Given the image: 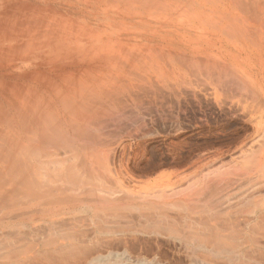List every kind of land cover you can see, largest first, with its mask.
<instances>
[{"label": "rangeland", "instance_id": "374dc122", "mask_svg": "<svg viewBox=\"0 0 264 264\" xmlns=\"http://www.w3.org/2000/svg\"><path fill=\"white\" fill-rule=\"evenodd\" d=\"M97 1L99 2L100 0H97ZM101 1H103V0H101ZM114 2L111 5L106 4L104 6H100V5L96 4L95 0H0V66H1L0 67V116H1L0 117V128H1L0 133L5 132L6 130L12 131V129H13V128L12 129L11 128L5 129L6 124H4V123H5L6 119L10 120V118H11L12 120H14V119L19 120L16 111L14 113L13 110H17L16 108H18L20 110L24 109L25 107L23 105L26 104L27 100L31 101L32 104L35 103L34 106L36 105L37 100H40V102H38V103L40 105L43 104L42 106L44 107V109L42 106H39V104L37 106L43 109L41 111L45 110L46 113L48 112L47 115H44L42 112H40L38 115L36 114V116L33 114H31V115L35 116V118L38 117L39 120L44 121V122L48 120V119L46 120V118H50L49 119L50 123H48V124L49 125L55 124V126H57L56 127V129H57L56 140H59V139H57L58 133L60 134L59 137H61L60 129L63 126H65L66 124L69 125V123H70L69 127L71 126V123H72V127H70V130L68 133L70 136L69 138L70 139H72L71 137L75 138L76 136H74V135H76V134H74V133L78 134V136H77V139L79 138L78 140L72 139L76 143L69 140V138H66L72 143V145H71V143L69 144V145H71V146H69L70 148L67 146L65 148L64 146H61V145H59L60 146L59 147L58 142H60V141L56 142L55 140H54L55 145H53L52 148H54V146H56V145H57L56 147L57 148L59 147V148L58 149L54 148L56 151L55 150L53 151V150H51L52 149L51 146H49L50 150L48 149L49 150L48 154H50V151L51 152L53 151L54 153L57 152V154H59V152H60L59 156L64 157V158L60 157V160L64 162V164L62 165L63 167L65 164H67L69 162L68 165H65L66 169H67V166H68V168H70L69 165L73 166L74 163L76 164L75 165L76 167L78 165V168H77L78 170H79V165L80 166L84 165V168H80L81 170L88 168V172L90 170L92 172V169L95 168L94 171L96 173H98V175L100 174V176H102V177H104V176L106 178L114 177L116 180L119 179L118 181H121L123 189L125 191L136 192L134 194L136 195L137 198L138 197L144 198V196L146 195L145 192L148 190V188L150 189V187H152V185H154L155 183L161 185L162 187H166V186L168 187L169 186L167 190H169V192H171L172 190L174 191V192L172 191L171 193H169L167 191L168 194L166 193L167 195L172 196V197H169L166 195V197H167L166 200L170 201V204H172V203L174 204V202L176 204V202L180 201V200L181 201L187 200V198H189V197L186 198V196H188L189 194L195 195V196H193V198H195V197H197L196 191L197 190L199 191L198 188L200 186L201 187H203V186L208 187L207 186L208 183H209V186H210V184L213 183V185H217V188H218V186L219 187L221 186L220 188H218L219 192L220 191H221V193L223 191L226 193L228 192L227 194L224 192L222 193V194H225V195H223L224 197H226L228 195L229 198L228 197L227 198L230 201V202L229 201L227 202V200H225L226 201L224 203L225 205H222V206H224L225 211L222 210L223 207L221 206V208L218 207V209H215L214 211L212 210L213 212L210 210H209V212L207 211V213H205L206 214V216H205L204 213H202L204 211H202V212L200 211L201 208L200 209L198 208V210L196 208L197 212L199 211L200 213L199 212L197 213L195 210H194L195 212L194 211H192V212L187 211L186 212L185 207L180 206L181 208L177 207L176 209H173V210L171 209L172 212H174V213H172L171 211H170V213L176 214V215L178 214V216H180V215L185 216L186 215L183 218L187 219L188 213L191 216L193 215V217L197 216V214H198V216L203 217V215H204V217H207V214H208V216L213 215L215 212H217V210H222V212H226V211L228 212V210H229V212L232 213L230 218H232L233 220L239 218L238 220L245 222V220L251 219L248 217L249 216L252 217V215H250L252 213L247 214L248 212H250V211L247 212V210L250 207H252V205L254 206L255 203H253V201H252V205H251L250 200L253 197L256 199V196L258 197L259 194H264V182H263V180H264L263 179L264 178V175H263L264 174V167H263L264 166V145H262V143H264V133H263L264 132V117H263L264 116V98H263L264 95L261 94L258 96V94L264 93V91L261 92L258 85H257V87H256V85H253L254 88H253V86H251L252 88L250 87L252 90L253 89L256 90L258 88L257 91H260V93H258V92L255 93L256 94L255 96H258V97H256V101L254 103L252 99H249V98H251L250 92H252V90L249 89L250 91H248L247 90L248 88L246 89V91L249 92L250 95L246 91L242 92L240 95L236 93L239 96H237L236 94H231L229 92L231 95H234V96L236 95L238 97L237 98L236 96L233 97V96L229 95L232 97L231 98L228 96V94H226V92L225 93L222 92L221 89H220V91L218 90V88L216 87V85H217L216 81H213L214 78L211 80H210V78L205 79V77H207L205 75H202L203 77L205 76L203 79H200L202 77L201 75H199L200 78L199 77L195 78L193 76L190 77L191 81H193V80L194 81L191 82L192 84L190 82H187V83H190L192 86L190 84L186 83V86H183L186 89H183L182 86L179 87L181 92L177 91L175 89V87H173V85L171 86L170 84H167L166 81L164 84L165 77H163L162 73H159V72L162 71L163 68H165L166 64H168V63H166L165 61L162 62L161 59L157 60V57L152 55V54H151V56H150V54L148 55L147 50L149 47L159 48V47H157L159 45V42L157 41V39L160 37L163 38V36L165 34L164 32L166 30H168V28L164 27V24H162L160 21H155V20H150V21L146 20L147 22H150L151 24H149V23L147 24L145 22H140L141 19H139V18H134V19L130 18L131 20L129 19L130 20L129 21L126 18V16L128 15V12L123 10L124 8L122 7L121 3H119L118 1H117L118 3H116V1H114ZM71 3L76 5V8H74V10H73V7H71L72 6ZM37 5H40V7ZM49 5L53 6V7H49ZM46 6H48L49 8ZM168 7H170V5H167L166 9ZM39 8H41V9H39ZM52 8H53V10L55 9V13H53L54 11L52 10ZM48 10L53 11V12H49ZM109 10H110V12H109ZM151 11L155 12L157 10L153 8V9H151ZM166 12H167L166 13L167 17H165V18H166V20H169V22H172L171 20L174 17H177L178 20H181L180 17L183 19L186 17V19L191 18V20H195V21H198L200 19L198 21L199 24H202V22L205 23L204 21L206 19L210 20L212 25L213 24L217 25L219 23L218 22L219 19H215V17H211V16L206 15L204 13L201 14V12H199V11H198L199 12L198 14H195V13L189 14V13L184 12L183 13L184 15L183 16L179 15V18L176 15L168 14V11H166ZM13 13H15V14L13 15ZM154 14H157V12H155ZM46 15L56 21V23L59 26V30L61 32L70 33L73 31V29L71 27L72 24H75L78 26V23H79V24L83 25L84 27H86V29H85L86 32L92 31V32L102 33L104 38L101 42V41H98L96 39H91V38H88V37L83 36V35L80 37L79 36H77V37L71 36V37H67L64 40H60L62 43L65 44V45H63L62 48H57V47L55 48L53 45H54V42H57V41H54L53 38L45 37V36H36L33 33L28 34L27 33L28 28H24L22 26H20V27L17 26V23H19L20 18L21 19H28V18H34V17H42V16H46ZM201 15H203V16H201ZM196 16L197 17L199 16V18H197ZM159 17L160 16H158V17L156 16L155 18L159 19ZM200 17H203V19ZM163 19H164V17H163ZM210 21H208V22L210 23ZM214 21L215 22L217 21L218 23L215 24ZM224 21L226 22V25L232 24V22L229 20H224ZM224 21H222V23H225ZM244 22L247 23L246 20L240 21L242 26H244V24H245ZM17 28H18V30H16ZM247 28L248 27L246 25V27L244 28V29H246V31L243 28L239 29V31L241 30V32H243V33H241V32L239 33V36L241 35L242 37L236 36L237 38H240L239 40H241L245 45L246 44L248 45L249 44L248 42H251L250 39H252L253 41H254V39H256L255 36H253L254 37V39H253L252 36H250L251 33L247 32L248 30L249 31L252 30V28H249L248 30H247ZM20 30H22L23 32ZM16 31H17V33H16ZM113 33H115V34H113ZM219 33H220V31H219ZM2 34H3V36H2ZM121 34H123V35H121ZM248 36H249V38H248ZM152 38H154V39H152ZM243 38L246 39V41ZM75 39H76V41H75ZM120 39H122L121 41H123V43H124L123 46H117L115 49H112V50H110L111 48H108V47L102 48L103 44H104V46L110 45V44L115 43L117 40H120ZM132 40H135V41H132ZM228 40L230 41V43L232 42V39L229 38ZM28 42H29V44H28ZM47 42H49V43H47ZM43 43L44 44L47 43V44L43 45ZM36 44H37V46H36ZM69 44H72L73 46L75 45L78 47V49H80L81 51H85V52H82V53L76 55L77 54V53H75L76 51H73L72 48H69L67 46ZM240 45L241 44H239V46ZM251 45H253V44H251ZM253 47H254V45H253ZM257 47L259 48L258 45H257ZM257 47H256V49H257ZM24 48L27 50H24ZM99 48L100 49L102 48L104 50L99 51L100 50ZM120 48L123 49V51L127 50L126 53H128V55L131 57H129V59L124 57L125 54L121 53ZM262 49H264V48H262ZM22 50H24V52ZM96 50H98V51H96ZM128 50L130 52L131 51L132 52L130 53ZM133 50H135L136 53H134L135 51H133ZM28 51H29V53H28ZM137 51H138V53L140 52L142 54L139 53V55H140L139 56L137 54ZM262 51L263 52L259 51L260 53H256V55H262V54L264 55V50H262ZM144 54L146 56H148L146 58H148L149 60L145 58ZM242 54H244V53L242 52ZM114 56H115V59L113 58ZM132 56L133 57L136 56V57L132 58ZM109 57L113 58L114 60H110L111 58H109ZM138 57L140 58V60L142 59L141 57H143V59L141 60L142 62L140 60H138L139 59ZM262 57L264 59V56H262ZM126 59H128V60H126ZM132 59H135V61L137 63H135ZM150 61H152V62H150ZM263 61L262 62L259 61L258 63L260 65L264 66ZM148 62H149V64H148ZM138 63L142 64L141 65L142 67L138 66L139 65ZM146 63L148 65H150V64L152 65V63H153L155 65V66L152 65L154 68L158 64L159 67L157 66V68H155L156 71L158 72L155 74L156 76L153 74V72L155 73L154 68L153 67L151 68L150 67L151 65L148 67H145V66H147ZM163 63L164 64L166 63V64L164 65ZM119 65L122 66L123 68L125 67L124 70H121V67H119ZM129 66H131V68H132V71H131L132 73L128 72L131 69ZM168 66L169 65H167V67H166L167 69L169 68ZM111 67H114V69H112ZM116 67H118V68L116 69ZM160 67H163V68H160ZM137 68H138V70H137ZM139 68L142 69V71ZM143 68H144V70H143ZM238 68H240L238 73L242 77L243 75H241V74L243 71H241V67H238ZM94 69H96V70H94ZM146 69H147V71H149V70L151 71V75H149V76H151V78L148 76L147 73H146L147 75L144 73L146 71ZM73 70H75V71H73ZM81 70H83V71H81ZM133 70L136 71V73H135L136 75L133 74L134 73ZM100 71H102V73H100ZM123 71H126V72H123ZM90 72H92V73H90ZM127 72H128V74H126ZM139 72L143 73V74H140L141 77H143L142 75H144V74L148 77V78L146 77L147 78V79H145L146 81L143 80L144 78L142 79L141 77H139V78L137 77V73L139 74ZM105 73L110 74L111 79L113 77L114 81L108 79L107 78L108 76H107V74L105 75ZM92 74H94V75H92ZM132 75L136 76L137 78L136 77L133 78ZM80 77L83 78V80H81L82 82H84L83 84L81 83V81H79L81 79ZM114 77L115 78L119 77L120 80H118L119 78L114 79ZM128 77L133 78V79L131 80ZM93 78H95V79H93ZM103 78H104V80H103ZM121 78H123V79H121ZM153 79H154L155 83H153L154 82ZM97 80H99V82ZM200 80H201V83L199 82ZM41 81H43V82H41ZM46 81H50V82H46ZM104 81H106V82H104ZM118 81H120V82H118ZM209 81L211 84H209ZM212 81L215 83L213 84ZM4 82H5V84H4ZM205 82H207V83H205ZM86 83H88V84H86ZM7 84H8V86H7ZM85 84L88 85L89 87L92 85H94V86L96 85L95 87L94 86L91 87V88H95V89H96V87H99V86L100 87L106 86L107 90L108 89H109V91L112 90L111 98H110V96H106L105 98L102 99L104 103L101 101V105L104 106V107L101 106L103 108V110H102L103 112L100 111L101 108H99L100 106H98L99 110H97V111L99 112V116H98L99 118L98 119L94 118L97 120H93V121H95V123L91 122V123H93L92 126L90 124L89 127H87V128L85 127L86 130L84 129V126L83 127L81 126V123H79V124L77 123V125H74L73 122L76 123V121L79 122V120L78 119L76 120L77 117L75 118L74 116L70 115V113H68V110L66 109V107H69L71 109L72 107H74V104L76 105V101L73 99V98H75V96H74V93L72 94V92L78 87H81L83 85L86 86ZM128 84H129V86H128ZM134 84H136V85H134ZM52 85L56 88L58 87L57 88L58 90L53 88ZM71 85H73V86H71ZM137 85H139V86H137ZM74 86H75V89H74ZM88 86H86V87H88ZM117 87H118V89H117ZM48 88H50V89H48ZM71 88H73L72 92H71ZM174 90H176V91H174ZM183 90L185 93L183 92ZM197 90H198V92H197ZM55 91H57L56 95L54 93ZM62 91H63V93H62ZM216 93H218L217 96H216ZM65 94H66V96L64 97ZM114 94H115V96H114ZM189 94H191V95H189ZM221 95L223 97H221ZM224 95L227 97L225 98ZM178 96H179V98H178ZM260 96L261 97L263 96V97L261 98ZM23 97L26 99V101H24L25 99ZM36 97L38 98L37 100L35 99ZM217 97H219V99H221V102L219 101V99H217ZM241 97L244 99V101ZM252 97H253V93H252ZM229 98L232 100H230ZM58 99H60L61 103H62V99L63 100L70 99L69 100L70 103H71V101L73 103L74 102L75 103L74 104L71 103L73 105L72 106L70 104L72 106L71 107L70 105L68 106V104H69L68 101H65V102L63 101L64 104L63 103L62 104L66 105V106H61ZM239 99H241V101L243 103L240 102ZM32 100H34V101H32ZM258 100L260 101V103L259 102L256 103ZM105 101H107V103L109 105H111V106H109V108H107L108 105H106L107 103ZM230 101L233 104H231ZM18 102H19V104H18ZM23 102H25V103H23ZM42 102H44V103H42ZM217 102H218V104H217ZM234 102H236V103H234ZM20 103H22L23 105ZM226 103H228V104H226ZM47 105L49 106V109H48ZM58 105H59V107H58ZM96 105H98V104H96ZM99 105H100V102H99ZM227 105L229 107H227ZM260 105H262V106L260 107ZM37 106H35V107H37ZM52 106H53V108H52ZM60 106L65 108L66 110L65 109L63 110V108H61ZM255 106H256V108H255ZM12 107H15V108L13 109ZM111 107H112V111L109 110V109H111ZM36 109L39 112V108H36ZM74 109H75V107H74ZM124 109H125V111H124ZM45 111H44V113H45ZM72 111H73V108H72ZM113 111H114V113H113ZM243 111H244V113H243ZM49 112H50V114L51 113L52 114L50 115ZM98 112H96V113H98ZM12 113L14 114L13 116H12ZM6 114H8V115H6ZM79 114H81L83 116L82 111H80ZM31 115L29 113L26 116H28L27 120L29 123V127L33 128L32 124H30V123H32V121H35V118L33 116L31 117ZM48 115L51 116L52 118L49 117ZM90 115H91V117H93V113ZM100 115H102V117ZM113 115H116V116H113ZM4 116L6 117L5 119H4ZM77 116L79 118V115H77ZM29 117L31 119L34 118V120L30 121ZM136 117H137V119H136ZM63 118H64L65 122H64V120H62ZM2 120H4V121H2ZM116 120H117V122H116ZM131 120H132V122H131ZM104 123H105V125H104ZM14 124L16 126V127L15 126L14 127L18 129V125H20V124L17 123L18 124L17 125L15 122H14ZM94 125H96V126L94 127ZM143 125H144V127H143ZM22 126L23 125L21 124L19 126V129H22ZM51 126H53V125H51ZM55 126H54V128H55ZM74 126H76L78 128L73 129ZM98 127H100V128L98 129ZM23 128H24V126H23ZM117 128H119V129H117ZM77 129H78V131H77ZM79 129L80 130L82 129L84 134ZM257 129H259V130H257ZM89 130H91V132ZM96 130H98V132H96ZM118 130H119V132H118ZM128 132L131 134H129ZM132 132H134V134ZM10 133H12V132H10ZM72 133H73V135H72ZM131 135H133V137ZM80 136H83L84 140L82 139V137L80 138ZM90 137L93 140H91ZM259 138H260V140H259ZM63 139L66 140L65 138H63ZM60 140H62V139L60 138ZM64 140H63V142H64ZM68 140H66V141H68ZM65 143H68V142H64V144ZM256 143H258V144H256ZM60 144H61V142H60ZM250 145H251V147H250ZM254 146H256L257 148ZM62 147L64 148V150ZM83 147H84L85 151H84ZM71 148H73L72 150H74V152L71 150ZM251 148L253 150H251ZM260 148H262V149H260ZM67 149H69V150L67 151ZM48 150H47V152H48ZM58 150H59V152H58ZM79 150H80V152H79ZM64 152L67 154H65ZM72 152L74 153L73 155L75 157L72 155ZM258 152H259V156H257ZM52 154L53 153H51L50 156ZM57 154H56V156H57ZM69 154H71L70 157H69ZM252 154L253 155L255 154L256 156L253 157ZM76 155H79V156L76 157ZM90 155H92V156H90ZM82 156H83V158H82ZM262 156H263V158H262ZM49 157H47L48 158L47 160L50 159ZM52 157L53 158H51V160H53V159L55 160L56 157H54V154L52 155ZM89 157L90 158L93 157V158L90 159ZM245 157L251 159V160H249L250 164H248V160ZM45 158H44V160H46ZM66 158H69V159L73 158L74 161H72V159L70 160L71 162L67 161L68 159H66ZM258 158H259V161L257 162ZM57 159L59 160L58 157H57ZM64 159H66V161ZM94 159H95V163L93 162ZM97 159H99V160L97 161ZM245 159L247 162L244 161ZM252 159L253 160L256 159L255 160L256 163ZM261 159L263 161H261ZM100 160H102L103 163H102V161L100 162ZM183 160H184V164L181 165L180 162H182ZM61 164H62V162H61ZM236 164H237V168L235 166ZM252 164L253 165L256 164L257 166H252ZM238 165H239V169H238ZM244 165H247L246 167L251 165L252 167L250 168V170H249V168H247L248 170L245 168V170H247V172H246L244 170ZM85 166H89V167L85 168ZM258 166H260V167H258ZM231 167L233 170L229 169ZM104 168H107V170ZM261 168L263 169L262 173H261ZM97 169H99V170H97ZM259 169H260V172H259ZM226 170H229V171H226ZM239 170H241V175H244V176L239 175L240 174ZM219 172H221V173H219ZM230 172H233V175H234V173L238 174L237 177H235L236 176L235 175L234 178H232L233 175L232 174L230 175ZM242 172H244V173H242ZM254 172H257L256 176H255ZM80 173H82V171ZM216 174H217V177H219L218 179L216 177ZM246 174H247V176H246ZM83 175H85V173ZM248 175L251 177H249ZM252 175L254 176V178ZM260 175H261V178L259 177ZM224 176H228L227 177L228 179L226 178V181L224 179L225 178ZM230 176H231V178H230ZM214 177H215V179H217V181L220 179H222V180L224 179L222 181L223 184L219 185L221 183V181L219 184L218 183L216 184L214 182V181H216L214 179ZM238 177H240V180ZM243 178L244 179L247 178V179H245L246 183H245ZM233 179H234V181L233 182L231 181V183H229V181L233 180ZM242 179H243V182L241 181ZM116 180H114V181L111 180L110 183H112V181H113L114 184H110L108 182L109 183L108 185L109 186L115 185V188H116V185L118 186ZM204 180H206V181H204ZM252 180L253 181H256V180L259 181L258 184H261V185H258L257 182L253 183ZM132 181H134V182H132ZM248 181H251L252 184H254V185L257 184L259 187H257V185H255V186L252 185L250 182H249L250 183V185H249ZM232 183H234V184H232ZM239 183H241V184H239ZM244 183L247 185H245ZM194 184H195V187L193 188ZM199 184H201V185H199ZM231 184H232V186H231ZM189 185H190L191 189L189 188ZM213 185H212V188L214 189ZM222 185L224 186L223 189H222ZM241 185L243 187L240 189ZM251 185H252V188H251ZM226 186L229 187V188H227L228 191L227 190L225 191ZM237 186L239 187V189L237 188ZM244 186H246V188H244ZM261 186H262V189H261ZM201 187H200V189H202ZM175 188H177V189H175ZM178 189L180 191L179 195H178V193H179ZM237 189H238V193L236 192ZM249 189H250V191H249ZM253 190H254V192H253ZM182 191H185V192H183V194L185 196H183V194H181ZM176 192H178V193H176ZM193 192H195V193H193ZM242 192L244 195L241 194ZM174 193H176L177 195L176 194L173 195ZM232 193L233 194L235 193V196H233ZM141 194H143V195L141 196ZM231 194H232V197L229 196ZM248 194H249V196H247ZM252 194H253V197L251 196ZM238 196H239V198H238ZM221 197H222V195H221ZM156 198L150 197L149 199L146 200V202L150 201L151 204H153V209H150V210H152V212L154 214L157 213L156 212V210L158 208L157 205L161 204V200H158ZM139 199H141V198H139ZM240 199L243 201L237 202ZM196 200H198V199H196ZM196 200H195V202H196ZM247 200L250 202L244 203L243 205H245V204H248V205L243 206L241 202H244V201L247 202ZM136 201H137L138 205L145 203L141 200L140 201L136 200ZM193 201H194V199H193ZM215 201H217V199ZM200 203L202 204V207H203L204 204L202 202H200ZM228 203H230V204H228ZM233 203H235V204H233ZM196 204H198V203H196ZM206 205L208 206V204H206ZM226 205H228V206L232 205V206H231V208H229L230 206L228 207ZM233 205H235L236 208ZM238 205H240V206H238ZM154 206H156V207H154ZM218 206H219V204H218ZM70 207H72V205ZM206 207L203 208L205 210V212H206V210H208V208H206ZM242 207L244 209L246 208L245 213H244V211H242V209H243ZM250 209L252 212V209H254V207L250 208ZM72 210H73V212L70 215V217L68 215V217L66 218L67 222H69V220H71V218H72V220L74 218H75V220H77L78 217H75V216H77L76 213H78V215H80L82 213L81 215L82 216L84 215V216L80 217L81 216L80 215L79 220H82L80 218H84V221H83L84 225H82L83 222L81 223L79 221L81 223V225H79L80 223L78 221L73 220V223L77 222L78 224H73L74 226H70L71 224L69 223L70 227L68 228V226H67L66 228L70 229L71 227H74V229H78L77 227L75 228V226L79 225L80 229H78L77 231L73 230V228L70 230H73V232L76 234V235L75 234L74 235L78 239L80 238L81 240L80 239L78 240L77 238H76V240H65V241L60 240V239H62L63 236L60 234L59 230L56 229V231H55V227H57V226H55L56 224L54 222V224H46L47 228L50 225H51L50 227H52L51 229H48V230H47V228H44L46 226L43 223L36 225L37 228L40 226L38 229L43 230V228H44L45 231L42 233L41 232L39 233L37 231L39 233V235L35 232L34 234H37V236L33 235V239H32V236H30V238H28V239L26 238L28 243L26 241L22 240L23 243H21V241H19L21 243L20 244L17 240V242L19 244L16 243L17 244L16 245L15 244L16 240H15V242H13V243L11 241L10 245L12 243V245H11L12 248L14 247V248H17L19 250L22 249V251H21L22 255L21 256L24 257V260L31 261V259L32 260L37 259L39 264H67V263L68 264H81L82 262H84L82 264H89V260L93 258L92 256L98 257L102 253H103V255H106L105 254L106 252H107V254H110V252L112 253V251H113V253H115V252L116 253L128 252V253H126V255H129V259L133 256L131 258L132 260L130 259L131 263L129 262L128 264H133V263L134 264H139V263L143 264L145 262V260H146V262L147 261L148 262L154 261L155 264H161V263L162 264H167V263L168 264H171V263L172 264H185V263L188 264V261L190 260L189 264H192L193 261H191V259L194 258L193 256H195L194 259L197 260V261L195 260L197 263H198V261H200L199 263L204 262L205 264H221V262L223 260V262H222L223 264H225V263L226 264H238V262L236 263L234 261H233L234 262L233 263L232 260H230L232 257L228 258L227 257L228 255L223 256L224 255L223 254L221 256V254H220L221 252L217 251L215 249V246L212 243V241H213L212 239H211L212 241L210 239H208V240H210V244H209V241L207 242V240H205V239H203L204 241H202V239H196V242H197V244H196V242L192 241L193 239H190L188 237V233H189L188 230H186V232H187L186 237H188V238L184 237L181 239V241L177 237L175 239L176 235L173 232V230L167 231L164 229L161 233H158V232L155 233L154 231H156V230L154 229L153 231H151V232H154L155 233L154 234V233H151L150 230L147 231L148 229H146V228L150 229L151 225L148 226V224H147V226L144 227V225L146 223L144 222L145 224L144 225L142 224V221H141L142 218H139L140 224H142V225H139V222L137 221L138 218L135 221V223L138 222L137 227H139V230H141L140 227H142V229L144 227V230H141V232L139 233L137 240L134 239L133 237L129 238L128 236H125V238H123V236H117L116 238L119 237V239L115 240V241L114 240H103V238H101L102 240H98V238L100 239V237H99L100 231H98V229L100 227H98V224L101 226V224H100L101 221H99V223H98L97 218H96L97 221H95V217H96L95 214L93 213L95 216L94 217V216H92V212H90V210H88L87 212H84V213L83 212H80V213L75 212V209H72ZM237 210H239V211L241 210L244 214H242V212L239 213V211H237ZM132 211L134 212L135 210L132 209ZM132 211H129V212H131L130 214L133 215L134 213ZM178 211H179V213H178ZM235 211L238 212V214H237L238 217H235L236 215H233V213ZM137 212H139V211H137ZM137 212H135V213L137 214ZM140 212H142V211H140ZM144 212L147 213L150 211L149 210L143 211L142 213L144 214ZM152 212H150V213H152ZM210 212L213 214H211ZM237 212H235L234 214H236ZM185 213H187V214H185ZM139 214H141V213H139ZM139 214L136 217L140 216ZM209 217H212V216H209ZM244 218H245V220H244ZM92 219H93V221H92ZM223 220H225V219H223ZM70 222H72V221H70ZM181 222H180V224H181ZM183 222H184V220H183ZM93 224H95V226ZM124 224H126V223H124ZM102 225H103V223H102ZM53 227H54V229H53ZM90 227L93 229H91ZM181 227H183V224H181L180 227L178 226V231H180V230L182 231V229H179ZM68 229H66V230L68 231ZM152 229H153V227H151V230ZM199 229L201 230L202 227L200 226ZM204 229L201 230L202 233L206 232V230H207V229H205V231H204ZM34 230H36V229H34ZM51 230L54 232L51 233L52 232ZM66 230H63V231L65 232ZM86 230H87V232H86ZM96 230H97V232H95ZM183 230L185 232L184 228H183ZM49 231H50V233H49ZM57 231H59V232H57ZM79 231H81V232H79ZM82 231H84V232L82 233ZM146 231L148 233H146ZM178 231L175 230V232H178ZM209 231L210 230H207L206 233L208 234ZM46 232H48V234H50V235L44 234ZM92 232H94V233L92 234ZM78 233H80V235H81L80 237L78 236L79 235ZM84 233H86V234H84ZM96 233L98 234V236L95 237ZM140 234H141V236H140ZM163 234H165V235H163ZM43 235L44 236L46 235V236L43 237ZM84 235L86 236L85 239L87 238V240H82V239H84ZM91 235H93L94 238L91 237ZM147 235H149V236H147ZM34 236H36V237L34 238ZM41 237H43V239ZM46 237H48L47 241H46ZM50 237H51V239H49ZM81 237H83V238H81ZM88 237H89V240H88ZM207 237H209V236H207ZM36 238H38L37 242L35 240ZM95 238H96V240H95ZM263 238H264V234H263ZM29 239H30V242H29ZM31 239L35 240V242L34 241L31 242ZM261 240H263V242H264V239H261ZM45 241L48 243L54 242V241L58 242V243L54 242L53 244L52 243H50V244L46 243L45 244ZM237 241H239V240H237ZM237 241L236 240H230V241H227V243H230V245H232V242H233L234 245H237V243H238ZM71 242H75L76 245L74 246L73 244H75V243L72 244ZM192 242L195 243V245L197 246V247L196 246L194 247L195 249L193 248L194 245L192 244ZM35 243L37 246H35ZM84 244L86 245V247L84 246ZM33 245L35 246V248L31 247ZM88 245H90V246H88ZM200 245H203L205 247H203V246L199 247ZM61 246H62V248H61ZM76 246L78 248L79 247L80 248L74 249V248H76ZM82 246H84V248ZM29 247L31 248V251H30ZM57 247L59 249H57ZM32 248H33V250H32ZM81 248H83V249H81ZM196 248H197V250H196ZM35 249H37V250L35 251ZM61 249H62V251H61ZM67 249H70V250L67 251ZM64 250H66V251H64ZM77 250L81 251V252L78 253ZM46 251H47V253H46ZM48 251H51L53 254L49 253ZM89 251L92 253L94 252V253L91 255V253ZM252 251L254 252V250H252ZM252 251L250 253L248 251V253H245L246 256H245V254H244V256L246 258L251 257L250 254L252 253ZM217 252H219V256H217L218 255V254H216ZM26 253H28V254L26 255ZM95 253H96V255H94ZM202 253L205 254L204 256L208 257V259L207 258L203 259L204 256ZM259 253H262L263 256ZM263 253H264V251H262V252H256L255 251L254 255H252L251 258L253 259V261L254 260L256 261V259L258 261H261V262H259V264L260 263L264 264L263 263L264 262V254ZM6 254H8V252ZM46 254H47V256H46ZM88 254L90 256H88ZM199 254L203 258H201V256ZM33 255H34V257H33ZM191 255H193V256H191ZM255 255H256V257H255ZM260 255L262 256V258L260 257ZM39 256L42 258H39ZM51 256H52V258H51ZM253 256L255 257V259ZM56 257H58L59 260H58V258L56 259ZM87 257L88 258L91 257V258L88 259ZM191 257H193V258H191ZM25 258H27V259H25ZM137 258H139V259L137 260ZM246 258L242 261L243 264L245 263ZM258 258L259 259L261 258V259L259 260ZM28 259H30V260H28ZM140 259H141L142 263L139 262ZM198 259H200V260H198ZM262 259H263V261H262ZM136 260L138 261L137 263H136ZM132 261H133V263H132ZM195 261L193 264H196ZM246 262H247V260H246ZM253 264H255V262H253Z\"/></svg>", "mask_w": 264, "mask_h": 264}, {"label": "bare ground", "instance_id": "6f19581e", "mask_svg": "<svg viewBox=\"0 0 264 264\" xmlns=\"http://www.w3.org/2000/svg\"><path fill=\"white\" fill-rule=\"evenodd\" d=\"M114 1H116V3H121L122 7L124 8L123 10H125L126 12H128V15L126 16L127 20H129L130 18L134 19V18H139L141 19L140 22H145V23H149L151 24L150 22H147L146 20H155V21H160L162 24H164V27H167L168 30H166L163 34V38H158L157 41L159 42V45L157 47L159 48H153V47H149L148 50H147V54L151 56L154 55L157 57V60L161 59V61H165L166 63V67L167 65H169L168 69L165 67H160V68H163L162 71H160L159 73H162L163 77H165V80H164V84H165V81L167 84H170L171 86L173 85V87H175V89L179 92H181V90L179 89V87L182 86L183 89H186L184 88L183 86H186V83L187 82H193L191 81V78L190 77H199V75H205L207 77L206 78H210L213 79V81H216V87L218 88V90L220 91V89L222 90V92H226V94L231 95V94H241L242 92H245L246 89L248 91L252 90L251 86L253 85H258L259 89L261 90V92L264 91V84H259L257 80H259L258 78L255 79L256 77L260 76V77H263L264 76V66L260 65L258 62H262L264 59L262 56H264L263 54L262 55H256V53H260V52H263L262 48H264V0H103V1H97L95 0L96 4L100 5V6H104L106 4H112ZM118 1V2H117ZM201 2V3H200ZM115 3V2H114ZM70 5V4H69ZM68 5V6H69ZM71 7H73V10L74 8H76V5L71 3ZM167 5H170V7H168L166 9V6ZM40 7V5H37ZM18 7V6H17ZM16 7V8H17ZM35 7V6H34ZM48 7V6H46ZM49 7H53V6H50ZM48 7V8H49ZM37 8V7H36ZM59 8V7H58ZM90 8V7H89ZM156 9L157 11V14H154L155 12L154 11H151V9ZM165 8V9H164ZM41 9V8H39ZM53 10V8H52ZM61 10V9H60ZM49 12H53L55 13V9L53 11H50L48 10ZM168 11V14H171V15H176L178 16L179 18V15H184L183 13L186 12V13H195V14H198L199 12L204 13L206 15H209L211 17H215V19H219V23L216 21L215 24L217 25H212L211 24V21L206 19L202 24H199V20L198 21H195V20H191V18L189 19H186V17L183 19L180 17L181 20H178L177 17H174L172 18V22H169V20H166L165 17H167V12ZM199 11V12H198ZM57 12V11H56ZM110 12V10H109ZM60 13V12H59ZM12 14V13H11ZM15 13H13L14 15ZM62 14V13H61ZM74 14V13H73ZM64 15V14H63ZM76 15V14H75ZM133 15V16H132ZM186 15V14H185ZM99 16V15H98ZM122 16V15H121ZM159 17V19H156L155 17ZM203 16V15H201ZM111 17V16H110ZM164 17V19H163ZM197 17V16H196ZM205 17V16H204ZM217 17V18H216ZM97 18V17H96ZM109 18V17H108ZM170 18V17H169ZM199 18V16L197 17ZM203 19V17H200ZM222 18V19H221ZM81 19V18H80ZM89 19V18H88ZM221 19V20H220ZM131 20V19H130ZM129 20V21H130ZM224 20H229L232 22L231 25H226V22ZM242 20H246L247 23H243L244 26L246 27L247 25V30L249 28H252V30H248L247 32H250V36H252V38L254 39L253 36H255L256 39H254V41L252 39L251 42H248L249 44L245 45L241 40H239L240 38H237L236 36H239V33L241 32V30L239 31V29L241 28H245L244 26H242V24L240 23V21ZM93 21V20H92ZM210 21V23L208 22ZM221 21V22H220ZM222 21H224L225 23H222ZM95 22V21H94ZM113 22V21H112ZM152 22V21H151ZM16 24V23H15ZM96 24V23H95ZM126 24V23H125ZM136 25V24H135ZM17 26L20 27H24V28H28V31L27 33L30 34V33H33L34 35L36 36H45V37H51L54 39V41H57V42H54V47L56 48H62L63 45H65L64 43H62L60 40H64L66 39L67 37H71V36H86L88 38H91V39H96L98 41H101L103 40V35L102 33H98V32H86L85 29L86 27H84L83 25L79 24L78 23V26L75 25V24H72V29L73 31L70 32V33H65V32H61L59 30V26L58 24L56 23V21L50 17H48L47 15L46 16H42V17H34V18H28V19H21L19 20V23H17ZM94 28V27H93ZM15 29V28H14ZM13 29V30H14ZM18 30V28L16 29ZM102 30V29H101ZM100 30V31H101ZM106 30V29H105ZM119 30V29H118ZM246 31V29H244ZM22 31V30H20ZM99 31V30H98ZM220 31V33H219ZM23 32V31H22ZM26 32V31H25ZM151 32V31H150ZM222 32V33H221ZM4 33V32H3ZM8 33V32H7ZM17 33V31H16ZM224 33V34H223ZM243 33V32H241ZM246 33V32H245ZM105 34V33H104ZM115 34V33H113ZM158 34V33H157ZM223 34V35H222ZM9 35V34H8ZM32 35V34H31ZM123 35V34H121ZM127 35V34H126ZM214 35H219L221 36V40L220 41H217L218 38H216ZM3 36V34H2ZM145 36V35H144ZM150 36V35H149ZM152 36V35H151ZM241 36V35H240ZM239 36V37H240ZM244 36V35H243ZM247 36V35H246ZM114 37V36H113ZM213 37V38H212ZM242 37V36H241ZM40 38V37H39ZM134 38V37H133ZM232 39V42L230 43V41L228 39ZM236 38V39H235ZM249 38V36H248ZM154 39V38H152ZM244 39V38H243ZM106 40V39H105ZM122 39L120 40H117L115 43H112L110 45H106L102 46V48H111L110 50L112 49H115L117 46H123L124 43L123 41H121ZM129 40V39H128ZM246 41V39H244ZM249 40V41H250ZM76 41V39H75ZM110 41V40H109ZM132 41H135V40H132ZM131 41V42H132ZM141 41V40H140ZM43 42V41H42ZM79 42V41H78ZM137 42V41H136ZM33 43V42H32ZM49 43V42H47ZM45 43V44H47ZM133 43V42H132ZM155 43V42H154ZM157 43V42H156ZM254 45H251V44ZM29 44V42H28ZM43 43V45H45ZM74 44V43H73ZM95 44V43H94ZM217 44H218V47H217ZM239 44H241L239 46ZM220 45V46H219ZM225 45V46H224ZM257 45L259 46V48L257 47ZM27 46V45H26ZM37 46V44H36ZM69 48H72L73 51H76L75 53H77L76 55L82 53V52H85V51H81L80 49H78L77 46H73L72 44H69L67 45ZM25 47V46H24ZM43 47V46H42ZM77 47V48H76ZM100 47V46H99ZM257 47V49H256ZM23 48V47H22ZM26 48V47H25ZM24 50H27L25 49ZM31 48V47H30ZM34 48V47H33ZM100 49L99 51L101 50H104V49ZM107 48V49H108ZM11 49V48H10ZM24 50H22L24 52ZM121 53H124L126 58L129 59V56L126 51H123V49H121ZM125 50V49H124ZM215 50V51H214ZM98 51V50H96ZM123 51V52H122ZM129 51V50H128ZM135 51V50H133ZM235 53H234V52ZM260 51V52H259ZM130 52V51H129ZM132 52V51H131ZM130 52V53H131ZM243 52V56L240 55L241 53ZM29 53V51H28ZM117 53V52H116ZM136 53V51L134 52ZM140 53V52H139ZM138 51H137V54L139 55ZM142 54V53H140ZM146 54V53H145ZM145 56L148 57V56ZM247 54V55H246ZM133 55V54H132ZM140 56V55H139ZM142 56V55H141ZM234 56V57H233ZM101 57V56H100ZM118 57V56H117ZM136 56H132V58H135ZM225 57L227 58H230V57H233L234 59L236 58L237 61H239V63L241 64V71L243 75L242 77L239 75V70L240 68H238V66H235V67H232L231 66H227L228 63L226 62V60L224 59ZM111 58V57H109ZM115 59V56L113 57ZM113 58H111L110 60H114ZM139 58V57H138ZM143 59V57H141ZM150 58V57H149ZM226 58V59H227ZM101 59V58H100ZM99 59V60H100ZM126 59V60H128ZM141 59V60H142ZM148 59V58H146ZM106 60V59H105ZM117 60V59H116ZM115 60V61H116ZM120 60V59H119ZM118 60V61H119ZM125 60V61H126ZM135 63H137L135 61V59H132ZM140 60V58L138 59ZM137 60V61H138ZM140 60V61H141ZM149 60V59H148ZM151 60V59H150ZM225 60V61H224ZM229 60V59H228ZM103 61V60H102ZM130 61V60H129ZM237 61L235 60L236 64H237ZM6 62V61H5ZM127 62V61H126ZM142 62V61H141ZM140 62V63H141ZM152 62V61H150ZM154 62V61H153ZM264 62V61H263ZM75 64V63H74ZM97 64V63H96ZM139 64V63H138ZM149 64V62H148ZM146 63L147 66L145 67H148L150 65H148ZM164 64V63H163ZM164 64V65H165ZM234 64V63H233ZM70 65V64H69ZM98 65V64H97ZM100 65V64H99ZM123 65V64H122ZM132 65V64H131ZM142 64H139L138 66L142 67L141 66ZM152 65H154L152 63ZM150 66L151 68L153 66ZM238 65V64H237ZM67 66V65H66ZM126 66V65H125ZM128 66V65H127ZM155 66V65H154ZM158 66V64H157ZM157 66L155 68H157ZM1 67V66H0ZM107 67V66H106ZM119 67H121V70H124V68L122 66L119 65ZM131 68V66H129ZM149 67V68H150ZM159 67V66H158ZM112 69H114V67H111ZM118 67H116L117 69ZM123 68V69H122ZM154 68V67H153ZM154 68V71L155 73L153 72V74L155 75L156 73H158L156 71V69ZM120 69V68H119ZM140 69V68H139ZM79 70V69H78ZM86 70V69H85ZM96 70V69H94ZM138 70V68H137ZM142 71V69H140ZM144 70V68H143ZM75 71V70H73ZM77 71V70H76ZM83 71V70H81ZM132 71V68L130 69V71L128 72H131ZM153 71V70H152ZM123 72H126V71H123ZM128 72L126 74H128ZM133 74L136 75V71L133 70ZM68 73V72H67ZM89 73V72H88ZM92 73V72H90ZM100 73H102V71H100ZM132 73V72H131ZM145 74L147 73L148 76L151 75V71H146L144 72ZM66 74V73H65ZM69 74V73H68ZM107 74V78L114 81L113 80V77L111 79V75L108 74V73H105V75ZM140 74H143L142 72L139 74L137 73V77H141ZM142 75L143 77H141L144 81H146L145 79H147L148 77L146 75ZM91 75V74H90ZM94 75V74H92ZM104 75V76H105ZM130 75V74H129ZM257 75V76H256ZM113 76V75H112ZM115 76V75H114ZM119 76V75H118ZM156 76V75H155ZM60 77V76H59ZM88 77V76H87ZM132 77H136V76H133ZM136 77V78H137ZM147 77V78H146ZM151 78V76H149ZM203 76L200 78V79H203L204 78ZM42 78V77H41ZM81 78V77H80ZM90 78V77H89ZM119 78V77H117ZM114 77V79H117ZM129 78V77H128ZM133 78H129V79H133ZM135 78V79H136ZM198 78V79H199ZM65 79V78H64ZM63 79V80H64ZM75 79V78H74ZM95 79V78H93ZM92 79V80H93ZM123 79V78H121ZM197 79V80H198ZM261 79V82H263L262 78ZM83 80V78H81L79 81ZM104 80V78H103ZM120 80V78L118 79ZM162 80V79H161ZM253 80V81H252ZM44 81V80H43ZM41 81V82H43ZM54 81V80H53ZM99 82V80H97ZM152 81V80H151ZM154 81V79H153ZM204 81V80H203ZM212 83L214 84L215 82ZM46 82H50V81H46ZM45 82V83H46ZM64 82V81H63ZM66 82V81H65ZM75 82V81H74ZM95 82V81H94ZM106 82V81H104ZM109 82V81H108ZM107 82V83H108ZM120 82V81H118ZM123 82V81H122ZM128 82V81H127ZM201 83V80L199 81ZM208 82V81H207ZM205 82V83H207ZM78 83V82H77ZM81 83L83 84L84 82L81 81ZM110 83V82H109ZM152 83V82H151ZM155 83V81L153 82ZM152 83V84H153ZM190 83H187V84H190ZM198 83V82H197ZM204 83V82H203ZM202 83V84H203ZM5 84V82H4ZM67 84V83H66ZM88 84V83H86ZM85 84V85H86ZM103 84V83H102ZM149 84V83H148ZM157 84V83H156ZM192 84V83H191ZM190 84V85H191ZM209 84L210 81H209ZM60 85V84H59ZM105 85V84H104ZM136 85V84H134ZM169 85V86H170ZM8 86V84H7ZM48 86V85H47ZM73 86V85H71ZM84 86V85H83ZM81 86V87H78L75 89V86H74V90L72 92V89L71 88V92L72 94L74 93V96L75 98H73L75 101H76V105L71 101V103L74 104V107H72L73 105L70 103V99H67V100H63L62 99V103L64 104L65 101H68L69 104L68 106L70 105L72 108H73V111H72V108L70 109L69 107H66V109L68 110V113H70V115L74 116L76 118V120L78 119L79 122L76 121L73 122L74 125H77V123H81V126L83 127L84 126V129L85 127H89L90 124L92 126L93 123L91 122H94L93 120H97L99 117V112L97 110L100 109V111L103 110V108L101 106V101L103 102V98H105L106 96H110L111 98V94H112V90L109 91V89L107 90L106 89V86H102L100 87H96L95 88H91L92 86ZM96 86V85H95ZM94 86V87H95ZM129 86V84H128ZM127 86V87H128ZM139 86V85H137ZM141 86V85H140ZM192 86V85H191ZM194 86V85H193ZM204 86V85H203ZM50 87V86H49ZM53 88L57 89L56 87H54L52 85ZM110 87V86H109ZM126 87V86H125ZM134 87V86H133ZM136 87V86H135ZM205 87V86H204ZM214 87V86H213ZM251 87V88H250ZM255 87V88H256ZM11 88V87H10ZM37 88V87H36ZM112 88V87H111ZM114 88V87H113ZM195 88V87H194ZM198 88V87H197ZM209 88V87H208ZM207 88V89H208ZM254 88V86H253ZM50 89V88H48ZM52 89V88H51ZM118 89V87H117ZM174 89V88H173ZM205 89V88H204ZM250 89V90H249ZM58 90V89H57ZM68 90V89H67ZM128 90V89H127ZM170 90V89H169ZM174 90V91H176ZM189 90V89H188ZM196 90V89H195ZM200 90V89H199ZM258 88L256 90H252L251 93V98L249 99H252L253 102L255 103L256 101V97H258L259 95H264V93H260V91H257ZM116 91V90H115ZM119 91V90H118ZM117 91V92H118ZM130 91V90H129ZM57 91H55V95L57 94L56 93ZM110 92V93H109ZM127 92V91H126ZM184 92V90H183ZM188 92V91H187ZM198 92V90H197ZM231 94H230V93ZM247 92V91H246ZM260 93L258 94V96H255L256 94L255 93ZM45 93V92H44ZM63 93V91H62ZM61 93V94H62ZM70 93V92H69ZM157 93V92H156ZM171 93V92H170ZM185 93V92H184ZM195 93V92H194ZM223 93V94H224ZM249 93V92H247ZM249 93V95H250ZM252 93H253V97H252ZM60 94V93H59ZM116 94V93H115ZM114 94V96H115ZM121 94V93H120ZM179 94V93H178ZM188 94V93H187ZM207 94V93H206ZM218 93H216V96H217ZM236 94V95H237ZM184 95V94H183ZM191 95V94H189ZM209 95V94H208ZM235 95V96H236ZM237 95V96H239ZM247 95V94H246ZM248 95V96H249ZM27 96V95H26ZM66 96V94L64 95V97ZM200 96V95H199ZM233 97H235L234 95H231ZM229 96V97H231ZM236 96V97H237ZM245 96V95H244ZM3 97V96H2ZM32 97V96H31ZM38 97V96H37ZM35 98L36 100L38 98ZM118 97V96H117ZM126 97V96H125ZM187 97V96H186ZM191 97V96H190ZM193 97V96H192ZM220 97V96H219ZM219 97H217V99H219ZM221 97H223L221 95ZM224 97L226 98L227 96L224 95ZM243 97V96H242ZM241 97V98H242ZM255 97V98H254ZM261 97V96H260ZM263 97V96H262ZM261 97V98H262ZM8 98V97H7ZM24 98V97H23ZM72 98V97H71ZM109 98V97H108ZM179 98V96H178ZM232 98V97H231ZM238 98V97H237ZM244 98V97H243ZM242 98V99H243ZM264 98V97H263ZM9 99V98H8ZM25 99V98H24ZM113 99V98H112ZM116 99V98H115ZM230 99V98H229ZM248 99V98H247ZM255 99V100H254ZM31 100V99H30ZM59 100V103L61 104V106H66V105H63ZM99 100V101H98ZM223 100V99H222ZM232 100V99H230ZM235 100V99H234ZM233 100V101H234ZM238 100V99H237ZM26 101V99L24 100ZM34 101V100H32ZM42 101V100H41ZM64 101V102H63ZM219 101L221 102V99H219ZM240 102L241 99H239ZM244 101V99H243ZM5 102V101H4ZM3 102V103H4ZM40 102V100H37V103L35 106H37ZM98 102V103H97ZM99 102H100V105H99ZM107 103V101H105ZM219 102V103H220ZM226 102V101H225ZM228 102V101H227ZM251 102V101H250ZM260 103V101L258 100L256 103ZM8 103V102H7ZM25 103V102H23ZM44 103V102H42ZM46 103V102H45ZM98 105H96V104ZM104 103V102H103ZM102 103V104H103ZM231 103V101H230ZM236 103V102H234ZM243 103V102H242ZM19 104V102H18ZM22 104V103H20ZM35 104V103H34ZM34 104H32L31 101H26V104L23 105L25 108L20 110L18 108H16L17 110H13L14 113L16 111L17 115H18V118L19 120H12L10 118V120H7L5 121L4 124H6V128H13L12 131L11 130H6L5 132H2L0 133V264H39L38 260L37 259H31V261H26L24 260V257H22V249L19 250L17 248H12V243L15 242L18 243L19 241H21V243H23L22 240L26 241L27 242V239L30 238V236H32V239H33V235H36L37 234L39 235V233L41 232H44V228H47L46 224H54L55 222V231L56 229L60 231V234L63 236L62 239L60 240H76V234L73 232V230H78L80 229L79 225H81V223L84 221V218H80L82 220H79V216L78 213L77 216L75 217H78L77 220H75V218L73 219L74 221H80L79 225L75 226V228L77 227L78 229H74V227H71L70 229L73 228V230H70L68 229L70 226H74L73 224H78L77 222L73 223V220L71 218V220H69V222H67L66 218L70 217V215L72 214L73 210L72 209H75V212H87L88 210H90V212H92V216H94L95 214V221H97L98 219V223L99 221H101L103 223L100 222L101 226L98 224V227H100L98 229L99 232V237L100 239L98 238V240H102L101 238H103V240H118V238H116L117 236H123V238H125V236H128L129 238L130 237H133L134 239H138V235L139 233L141 232V230H144V227L151 225V227H153V229L151 230V227L150 229L149 228H146L148 229L147 231L150 230L153 231L154 229L156 231H154L155 233L158 232V233H161L164 229L167 230V231H170V230H173V232L175 233V239L176 237L178 239H181L182 238H190V239H193L192 241L193 242H196V239H202V241H204L203 239L207 240V242L209 241V244H210V240L212 241L213 245L215 246V249L217 251H220L221 253V256H227L228 258L232 257L230 260H232V262H238V264H241L242 261L246 258V254L245 253H249L254 250V252L252 251V253L250 254V256L252 257V255H254L255 251L256 252H262L264 251V242L263 240L261 239H264L263 238V234H264V194H259L258 197L256 196V199L253 197V194L251 195L253 198V200L251 199L250 201L247 200L244 201V202H241L242 205L244 203H249L252 205V201L253 203H255V205L250 208H253L252 209V212H251V209L247 210L250 211V212H246L247 214H250L252 215V217H248V218H251V219H248V220H245V222H242L241 220H238L239 218L233 220L232 218H230V216L232 215L231 212H222V210H224V206L222 205H225L224 203L226 202L225 200H227V202L229 201L228 200V195L226 197H224L223 195L225 194H222L221 191L219 192V189L220 188L218 186L217 188V185H213L210 184L209 186V183H208V187H201L202 189H200V187L198 188L199 191L197 192L196 191V195L197 197L193 198V196L195 195H189L186 196L189 197L187 198V200L185 201H177L176 204L174 202V204H170V201L166 200V195L168 194L169 190L168 187H162L161 185L155 183L154 185H152V187H150V189L148 188V190L145 192V196L144 198L142 197H136V195L134 193V191H125L122 187V183L121 181H118L116 180L114 177H108L106 178L105 176L102 177L100 176V174L98 175V173H96L94 171V169H92V172L91 170L88 172V168L87 169H84V170H81L80 168H84V165L80 166L79 165V170L77 169L78 168V165L77 167L75 166L76 164L74 163L73 166L69 165L70 168H68L67 166V169L65 167V165H68L65 164L64 167L62 166L64 164L63 161L60 160V157L59 154H57V152H55L56 154L53 152L55 149H58L61 145V146H64L66 148L71 146L72 143L69 141H73L74 139H77V136L78 134L77 133H74L76 135L75 138L71 137L72 139H70L69 137V130H70V127H72V123H71V126L69 127V125H66L63 126L60 131H61V137H59V133L57 134V139L59 140H56V132H57V129L55 126V124H48L50 123L49 119L50 118H46V120L48 121H41L37 118H35L36 114L38 115L40 112H42L44 115H47L46 111L44 113V111H41L44 109V107L42 105L39 104V106H42V108L40 107H35ZM66 104V103H65ZM218 104V102H217ZM222 104V103H221ZM228 104V103H226ZM233 104V103H231ZM96 105V106H95ZM108 105L107 108H109V105L108 103L106 104ZM105 105V106H106ZM220 105V104H219ZM255 105V104H254ZM263 105V104H262ZM260 105V107L262 106ZM10 106V105H9ZM18 106V105H17ZM48 106V105H47ZM60 106V107H61ZM98 106H100L98 108ZM221 106V105H220ZM224 106V105H223ZM250 106V105H249ZM59 107V105H58ZM77 107V108H76ZM104 107V106H103ZM219 107V106H218ZM225 107V106H224ZM227 107H229L227 105ZM232 107V106H231ZM240 107V106H239ZM8 108V107H7ZM13 109L15 107H12ZM36 108H39V112ZM53 108V106H52ZM63 108V107H61ZM236 108V107H235ZM256 108V106H255ZM11 109V108H10ZM48 109H49V106H48ZM65 108H63L64 110ZM65 109V110H66ZM241 109V108H240ZM53 110V109H52ZM77 110V111H76ZM112 111V107L111 109H109ZM229 110V109H228ZM255 110V109H254ZM11 111V110H10ZM80 111H82V114H79ZM123 111V110H122ZM121 111V112H122ZM125 111V109H124ZM12 112V111H11ZM98 112V113H96ZM103 112V111H102ZM249 112V111H248ZM9 113V112H8ZM30 113L35 115H31V117L33 116L35 118V121H32L34 120V118H30V121H32V127L33 128H30L29 127V123H28V115ZM78 113V114H77ZM93 113V117H91L90 114ZM105 113V112H104ZM114 113V111H113ZM123 113V112H122ZM244 113V111H243ZM10 114V113H9ZM50 114V112H49ZM52 114V113H51ZM50 114V115H51ZM106 114V113H105ZM111 114V113H110ZM109 114V115H110ZM8 115V114H6ZM5 115V116H6ZM11 115V114H10ZM14 114L12 113V116ZM79 115V118L78 116ZM81 115V116H80ZM119 115V114H118ZM4 116V119L6 118ZM40 116V115H39ZM49 116V115H48ZM102 117V115H100ZM113 116H116V115H113ZM123 116V115H122ZM127 116V115H126ZM1 117V116H0ZM51 117V116H49ZM119 117V116H118ZM132 117V116H131ZM264 117V116H263ZM52 118V117H51ZM94 118H97V119H94ZM135 118V117H134ZM69 119V118H68ZM111 119V118H110ZM137 119V117H136ZM135 119V120H136ZM64 120V118L62 119ZM127 120V119H126ZM248 120V119H247ZM250 120V119H249ZM4 121V120H2ZM56 121V120H55ZM110 121V120H109ZM121 121V120H120ZM251 121V120H250ZM14 122L17 124H22L24 126H22V129H19V126L18 125V129L15 128V124ZM57 122V121H56ZM55 122V123H56ZM65 122V120H64ZM117 122V120H116ZM132 122V120H131ZM53 123V122H52ZM136 123V122H135ZM53 125V126H51ZM100 125V124H99ZM105 125V123H104ZM115 125V124H114ZM145 125V124H144ZM143 125V127H144ZM15 126V127H14ZM55 126V128H54ZM80 126V127H81ZM96 125H94L95 127ZM102 126V125H101ZM252 126V125H251ZM5 127V126H4ZM81 127V128H82ZM21 128V127H20ZM75 128H78L76 126H74L73 129ZM93 128V127H92ZM97 128V127H96ZM100 127H98L99 129ZM105 128V127H104ZM120 128V127H119ZM117 128V129H119ZM122 128V127H121ZM125 128V127H124ZM136 128V127H135ZM1 129V128H0ZM4 129V128H3ZM89 129V128H88ZM94 129V128H93ZM116 129V130H117ZM127 129V128H126ZM80 130V129H79ZM86 130V129H85ZM123 130V129H122ZM121 130V131H122ZM259 130V129H257ZM59 131V132H60ZM72 131V130H71ZM70 131V132H71ZM78 131V129H77ZM83 134L84 132L82 131V129L80 130ZM91 132V130H89ZM94 131V130H93ZM103 131V130H102ZM12 132V133H10ZM89 132V133H90ZM96 132H98V130H96ZM101 132V131H100ZM99 132V133H100ZM104 132V131H103ZM119 132V130H118ZM135 132V131H134ZM134 132H132L134 134ZM140 132V131H139ZM257 132V131H256ZM129 133V132H128ZM264 133V132H263ZM82 134V135H83ZM127 134V133H126ZM131 134V133H129ZM136 134V133H135ZM73 135V133H72ZM88 135V134H87ZM91 135V134H90ZM253 135V134H252ZM263 135V134H262ZM96 136V135H95ZM133 137V135H131ZM135 136V135H134ZM69 138L64 140L63 138ZM82 137L83 139V136H80V138ZM99 137V136H98ZM60 138L62 140H60ZM89 138V137H88ZM138 138V137H137ZM79 139V138H78ZM77 139V140H78ZM86 139V138H85ZM91 139V137H90ZM89 139V140H90ZM60 141L58 142V148L56 146L53 147L54 142L55 141ZM68 142V143H65L64 142ZM84 140V139H83ZM93 140V139H91ZM90 140V141H91ZM133 140V139H132ZM260 140V138H259ZM258 140V141H259ZM262 140V139H261ZM87 141V140H86ZM263 141V140H262ZM75 142V141H73ZM84 142V141H83ZM89 142V141H88ZM87 142V143H88ZM256 142V141H255ZM63 143V144H62ZM71 143V145H69ZM76 143V142H75ZM74 143V144H75ZM79 143V142H78ZM184 143V142H183ZM85 144V143H84ZM258 144V143H256ZM81 145V144H80ZM79 145V146H80ZM260 145V144H259ZM262 145H264V143H262ZM261 145V146H262ZM49 146H51V150H53L52 152L50 151V154L53 153L54 154V157L55 160H51L52 155L50 156L49 153ZM83 146V145H82ZM73 147V146H72ZM76 147V146H75ZM251 147V145H250ZM256 147V146H254ZM63 148V147H62ZM70 148V147H69ZM79 148V147H78ZM253 148V147H252ZM251 148V150H253ZM257 148V147H256ZM49 149V150H48ZM73 148H71L72 150ZM84 149V147H83ZM262 149V148H260ZM259 149V150H260ZM48 150V152H47ZM64 150V148H63ZM66 150V149H65ZM69 149H67L68 151ZM255 150V149H254ZM258 150V149H257ZM256 150V151H257ZM56 151V150H55ZM62 151V150H61ZM74 152V150H72ZM76 151V150H75ZM85 151V149H84ZM247 151V150H246ZM66 152V151H65ZM64 152V153H65ZM72 152V155L74 154ZM80 152V150H79ZM78 152V153H79ZM182 152V151H181ZM239 152V151H238ZM255 152V151H254ZM77 153V154H78ZM252 153V152H251ZM67 154V153H65ZM64 154V155H65ZM92 154V153H91ZM94 154V153H93ZM240 154V153H239ZM245 154V153H244ZM257 154V153H256ZM80 155V154H79ZM79 155H76V157H78ZM86 155V154H85ZM89 155V154H88ZM246 155V154H245ZM250 155V154H249ZM248 155V156H249ZM261 155V154H260ZM50 156V157H49ZM71 156V154H69V157ZM74 156V155H73ZM72 156V157H73ZM92 156V155H90ZM94 156V155H93ZM96 156V155H95ZM239 156V155H238ZM244 156V155H243ZM252 156H256L255 154ZM257 156H259V152L257 154ZM46 157V158H45ZM49 157L50 159L47 160ZM57 157L59 158V160L57 159ZM63 157V156H62ZM61 157V158H62ZM66 157V156H65ZM75 157V156H74ZM97 157V156H96ZM95 157V158H96ZM44 158L47 160H44ZM64 158V157H63ZM83 158V156H82ZM88 158V157H87ZM90 158V157H89ZM93 158V157H92ZM90 158V159H92ZM247 158V157H245ZM251 158V157H250ZM263 158V156H262ZM68 159L67 161H70L73 158L69 159V158H66ZM66 159H64L66 161ZM78 159V158H77ZM100 159V158H99ZM97 159V161L99 160ZM195 159V158H194ZM89 160V159H88ZM186 160V159H185ZM248 160V164H250L249 158H247ZM253 160V159H252ZM256 159H254L253 161L255 162ZM96 161V162H97ZM102 160H100L101 162ZM246 161V159L244 160ZM252 161V162H253ZM259 161V158L257 160V162ZM261 161H263L261 159ZM62 162V164H61ZM71 162V161H70ZM82 162V161H81ZM95 163V159L93 161ZM247 162V161H246ZM251 162V163H252ZM87 163V162H86ZM103 163V161H102ZM101 163V164H102ZM181 165L184 164V160L182 162H180ZM207 163V162H206ZM256 163V162H255ZM73 164V163H72ZM98 164V163H97ZM108 164V163H107ZM212 164V163H211ZM86 165V164H85ZM90 165V164H89ZM99 165V164H98ZM231 165V164H230ZM234 165V164H233ZM240 165V164H239ZM239 165H238V169H239ZM242 165V164H241ZM75 166V167H74ZM190 166V165H189ZM226 166V165H225ZM236 168H237V164L235 165ZM247 165H244V170L245 168H250L252 166H257L256 164H252L249 165L248 167H246ZM86 167H89V166H85ZM94 167V166H93ZM101 167V166H100ZM230 167V166H229ZM243 167V166H242ZM260 167V166H258ZM264 167V166H263ZM109 168V167H108ZM77 169V170H76ZM102 169V168H101ZM107 170V168H104ZM111 169V168H110ZM231 170V168H229ZM237 169V170H238ZM255 169V168H254ZM253 169V170H254ZM99 170V169H97ZM103 170V169H102ZM221 170V169H220ZM219 170V171H220ZM243 170V171H244ZM248 170V169H247ZM247 170H245L247 172ZM252 170V169H251ZM256 170V169H255ZM82 171V173H80ZM84 171V172H83ZM86 171V172H85ZM101 171V170H100ZM109 171V170H108ZM226 171H229V170H226ZM240 171V174L241 175V170ZM98 172V171H97ZM105 172V171H104ZM111 172V171H110ZM214 172V171H213ZM234 172V171H233ZM233 172H230V175L232 174L233 175ZM236 172V171H235ZM259 172H260V169H259ZM263 172V169L261 168V173ZM85 173V175H83ZM218 173V172H217ZM221 173V172H219ZM237 173V172H236ZM239 173V172H238ZM244 173V172H242ZM255 173V176H256V173L257 172H254ZM214 174V173H213ZM259 174V173H258ZM210 175V174H209ZM212 175V174H211ZM225 175V174H224ZM236 175V176H235ZM238 174H235L233 175L232 178L237 177ZM264 175V174H263ZM262 175V176H263ZM83 176V177H82ZM109 176V175H108ZM111 176V175H110ZM241 176H244V175H241ZM240 176V177H241ZM247 176V174H246ZM249 176V175H248ZM253 176V175H252ZM210 177V176H209ZM216 177H217V174H216ZM222 177V176H221ZM225 178V181H226V178L228 176H224ZM240 177L239 180H240ZM251 177V176H249ZM261 178V175L259 176ZM219 177H217L218 179ZM231 178V176H230ZM248 178V177H247ZM245 178V179H247ZM254 178V176H253ZM252 178V179H253ZM116 180L118 186L116 185V188H115V185L114 186H109L108 184L110 183L111 180ZM127 179V178H126ZM215 179V177H214ZM217 179H215L217 181ZM223 179V180H224ZM228 179V178H227ZM244 179V178H243ZM243 179L241 180L243 182ZM244 179V181H245ZM264 179V178H263ZM130 180V179H129ZM211 180V179H210ZM222 179L218 180L217 182L214 181L216 184L221 183L223 184V181ZM250 180V179H249ZM112 181V183L110 184H114V182ZM199 181V180H198ZM206 181V180H204ZM229 181V180H228ZM227 181V182H228ZM231 181L233 182V180H230L229 183H231ZM253 181V180H252ZM109 182V183H108ZM134 182V181H132ZM251 183V181H248V183ZM254 182H257V184L259 183V181H253ZM264 182V180H263ZM202 183V182H201ZM225 183V182H224ZM246 183V181H245ZM244 183V184H245ZM249 183V185H250ZM133 184V183H132ZM226 184V183H225ZM224 184V185H225ZM234 184V183H232ZM231 184V186H232ZM241 184V183H239ZM255 184V185H257ZM263 184V183H262ZM108 185V186H107ZM201 185V184H199ZM212 185L214 187V189L212 188ZM227 185V184H226ZM247 185V184H245ZM254 185V184H252ZM252 185H251V188H252ZM254 185V186H255ZM258 185H261V184H258ZM257 185V187H259ZM70 186V187H69ZM124 186V185H123ZM234 186V185H233ZM125 187V186H124ZM195 187V184L193 185V188ZM217 189H216V188ZM243 186L241 185L240 189L242 188ZM248 187V186H247ZM256 187V188H257ZM111 188V189H110ZM171 188V187H170ZM178 188V187H177ZM175 188V189H177ZM189 188L191 189L190 185H189ZM224 188V186L222 185V189ZM227 187L225 188V191L227 190ZM237 188L239 189V187L237 186ZM244 188H246V186H244ZM243 188V189H244ZM184 189V188H183ZM188 189V188H187ZM186 189V190H187ZM189 189V190H190ZM238 189H237V193H238ZM242 189V190H243ZM261 189H262V186H261ZM172 190V189H171ZM188 190V191H189ZM194 190V189H193ZM221 190V189H220ZM234 190V189H233ZM245 190V189H244ZM166 191V192H165ZM168 191V192H167ZM173 191V190H172ZM171 191V192H172ZM177 191V190H176ZM228 191V190H227ZM250 191V189H249ZM169 192V193H171ZM174 192V191H173ZM179 192V193H178ZM178 195L180 194V191L178 189ZM183 192L185 191H182L181 194H183ZM187 192V191H186ZM235 192V191H234ZM241 192V191H240ZM246 192V191H245ZM244 192V193H245ZM254 192V190H253ZM258 192V191H257ZM263 192V191H262ZM143 193V192H142ZM167 193V194H166ZM176 193H174L173 195H175ZM195 193V192H193ZM226 193V192H224ZM228 193V192H227ZM226 193V194H227ZM249 193V192H248ZM140 194V193H139ZM186 194V193H185ZM233 194V193H232ZM232 194L229 195L232 197ZM243 194V192L241 193ZM143 194H141L142 196ZM177 195V194H176ZM222 195V197H221ZM237 195V194H236ZM244 195V194H243ZM257 195V194H256ZM169 196V195H167ZM183 196H185L183 194ZM233 196H235V193L233 194ZM240 196V195H239ZM238 196V198H239ZM249 196V194L247 195ZM255 196V195H254ZM150 197H157L156 199L158 200H161V204L157 205L158 208L156 210V214H154L152 212V210L150 209H153V204H151L150 201H147V199H149ZM169 197H172V196H169ZM181 197V196H180ZM228 197V198H227ZM230 197V198H231ZM237 197V196H236ZM243 197V196H242ZM241 197V198H242ZM245 197V196H244ZM141 198V199H139ZM247 198V197H246ZM194 199V201H193ZM198 199V200H196ZM217 199V201L215 200ZM236 199V198H235ZM136 200H141L143 202H145L144 204H137V201ZM196 200V202H195ZM214 200V201H213ZM231 200V199H230ZM235 201V200H234ZM233 201V202H234ZM240 201H243V200H238L237 202H240ZM142 202V203H143ZM202 202L204 205L202 207V204L200 203ZM230 202V201H229ZM198 203V204H196ZM149 204V205H148ZM208 204V206L206 205ZM219 204V206H218ZM230 204V203H228ZM235 204V203H233ZM238 204V203H237ZM240 204V203H239ZM72 205V207H70ZM207 207H206V206ZM241 205V206H242ZM245 205H248V204H245ZM243 205V206H245ZM185 207L186 209V212L187 211H196L198 210V208L200 209V211H204L202 213H204V215L206 216L205 213H207V211L209 212L210 211H214L215 209H218V207L221 208V206L223 207L222 210H217V212H215L213 215H209V216H212V217H209L208 214H207V217H203L202 216H194L193 215L191 216L189 213H188V218L185 219L183 217H185L184 215H180L178 216V214H172L174 212H172L173 209H176L177 207ZM228 206V205H226ZM230 206V207H229ZM228 207L231 208L232 205H229ZM235 207V205H233ZM240 206V205H238ZM156 207V206H154ZM180 207V208H181ZM208 208V210H205L203 208ZM227 207V208H228ZM233 207V208H234ZM197 208V210H196ZM219 208V209H220ZM228 208V209H229ZM236 208V207H235ZM239 208V207H238ZM237 208V209H238ZM243 208V207H242ZM131 209V210H130ZM135 210L134 212L132 211ZM172 209V210H171ZM203 209V210H202ZM226 209V208H225ZM240 209V208H239ZM244 209V208H243ZM242 211H244L245 213V209ZM139 212H137V211ZM150 211V212H147L144 214L142 213L143 211ZM129 211H132L134 214V216L132 214H130L131 212ZM142 211V212H140ZM170 211L172 213H170ZM194 211V212H195ZM212 211V212H213ZM219 211V212H218ZM225 211V210H224ZM239 211V210H237ZM235 211V212H237ZM241 210L239 211V213L242 212ZM137 212V214L135 213ZM193 212V213H194ZM199 212V211H198ZM197 212V213H198ZM234 212V213H235ZM94 213V214H93ZM141 213V214H139ZM179 213V211H178ZM200 213V212H199ZM233 215H236L235 217H238L237 214H234ZM242 212V214H244ZM136 214V215H135ZM140 215L138 217H136L137 215ZM184 214V213H183ZM187 214V213H185ZM190 215V216H189ZM200 215V214H199ZM225 215V216H224ZM84 216V215H83ZM82 215L80 217H83ZM224 216V217H223ZM241 216V215H240ZM243 216V215H242ZM197 217V218H196ZM226 217V218H225ZM244 217V216H243ZM246 217V218H247ZM97 218V219H96ZM138 218V220H137ZM139 218H142V224L144 225L143 229L142 227H140L141 230H139V227H137V223L139 222V225H142L140 224V220ZM228 218V219H227ZM242 218V217H241ZM240 218V219H241ZM70 219V218H69ZM225 219V220H223ZM227 219V220H226ZM138 221L137 223H135V221ZM144 220V221H143ZM184 220V222H183ZM72 221V222H70ZM93 221V219H92ZM94 221V222H95ZM183 223H182V222ZM86 222V221H85ZM145 222V223H144ZM180 222L181 224H183V227L179 228V229H182V231H178V226L180 227ZM40 223H43L45 224L46 227H42L43 230H40L37 228L36 225L40 224ZM71 225H70V224ZM89 223V222H88ZM126 223V224H124ZM70 225V226H69ZM82 225H84V222L82 223ZM95 226V224H93ZM36 226V227H35ZM49 226V225H48ZM51 226V225H50ZM48 227V229H51L52 227ZM54 226V225H53ZM68 226V228H66ZM90 226V225H89ZM88 226V227H89ZM97 226V225H96ZM202 227L201 230H203L204 228L207 229V230H210L208 232V234L206 232L202 233L201 230L199 229V227ZM33 227V228H32ZM97 227V228H98ZM68 229V231L66 229ZM91 228V227H90ZM89 228V229H90ZM183 228L185 229V232L186 230H188V237L187 236V232L185 233ZM36 229V230H34ZM54 229V227H53ZM83 229V228H82ZM85 229V228H84ZM93 229V228H91ZM145 229V230H146ZM204 229V231H205ZM63 230H66L65 232ZM175 230H177L178 232H175ZM39 233H38V232ZM52 231V230H51ZM57 231V232H59ZM146 231V233H148ZM37 233V234H34V233ZM54 231H52L51 233H53ZM73 232V233H72ZM81 232V231H79ZM84 231H82L83 233ZM87 232V230H86ZM97 232V230L95 231ZM145 232V231H144ZM154 232H151V233H154ZM50 233V231H49ZM70 233V234H69ZM94 232H92L93 234ZM154 233V234H155ZM44 234H48V232L44 233ZM75 234V235H74ZM79 237L81 236L80 233H78ZM86 234V233H84ZM89 234V233H88ZM50 235V234H48ZM47 235V236H48ZM53 235V234H52ZM90 235V234H89ZM88 235V236H89ZM150 235V234H149ZM147 235V236H149ZM165 235V234H163ZM34 236V238L36 237ZM46 236V235H45ZM43 235V237H45ZM54 236V235H53ZM58 236V235H57ZM56 236V237H57ZM83 236V235H82ZM98 236V234L96 233L95 237ZM141 236V234H140ZM209 236V237H207ZM43 237H41L43 239ZM49 237V236H48ZM46 237V241H47V238ZM85 235H84V239L82 240H87V238L85 239ZM91 237H93V235H91ZM161 237V236H160ZM27 238V239H26ZM83 238V237H81ZM94 238V237H93ZM92 238V239H93ZM122 238V237H121ZM120 238V239H121ZM122 238V239H123ZM168 238V237H167ZM26 239V240H25ZM31 239V242H37L38 238H36L35 240H32ZM51 239V237L49 238ZM53 239V238H52ZM78 239V238H77ZM80 239V238H79ZM78 239V240H79ZM133 239V240H134ZM142 239V238H141ZM210 239V240H208ZM18 240V242H17ZM81 240V239H80ZM88 240H89V237H88ZM91 240V239H90ZM94 240V239H93ZM96 240V238H95ZM124 240V239H123ZM230 240H239L237 241V245H234L233 242H232V245H230V243H227V241H230ZM12 241L11 245H10V242ZM45 241V244L48 243ZM57 241V240H56ZM187 241V240H186ZM29 242H30V239H29ZM44 242V241H43ZM55 242V241H54ZM54 242H49L48 244L50 243H54ZM69 242V241H68ZM82 242V241H81ZM93 242V241H92ZM192 244L194 245L193 248L196 246L195 243ZM206 242V241H205ZM20 243V242H19ZM18 243V244H19ZM20 243V244H21ZM28 243V242H27ZM39 243V242H38ZM55 243H58V242H55ZM72 244L75 243V242H71ZM84 243V242H83ZM94 243V242H93ZM103 243V242H102ZM135 243V242H134ZM186 243V242H185ZM199 243V242H198ZM211 243V244H212ZM32 244V243H31ZM51 244V245H52ZM64 244V243H63ZM86 244V243H85ZM84 244V246L86 247V245ZM97 244V243H96ZM176 244V243H175ZM197 244V242H196ZM204 244V243H203ZM207 244V243H206ZM17 245V244H16ZM28 245V244H27ZM56 245V244H55ZM74 246L76 245L73 244ZM109 245V244H108ZM179 245V244H178ZM199 245V244H198ZM14 246V245H13ZM19 246V245H18ZM17 246V247H18ZM21 246V245H20ZM24 246V245H23ZM35 246L36 243H35ZM35 246H31V247H34ZM39 246V245H38ZM46 246V245H45ZM63 246V245H62ZM61 246V248H62ZM65 246V245H64ZM84 246H82L84 248ZM90 246V245H88ZM110 246V245H109ZM188 246V245H187ZM186 246V247H187ZM203 245H200L199 247H201ZM209 246V245H208ZM11 247V248H10ZM70 247V246H69ZM120 247V246H119ZM177 247V246H176ZM197 247V246H196ZM205 247V246H203ZM210 247V246H209ZM30 248V247H29ZM44 248V247H43ZM67 248V247H66ZM80 248V247H79ZM77 246L76 248L74 249H79ZM81 248V249H83ZM122 248V247H121ZM127 248V247H126ZM25 249V248H24ZM56 249V248H55ZM57 249H59L57 247ZM72 249V248H71ZM195 249V248H194ZM29 250V249H28ZM33 250V248H32ZM37 249H35L36 251ZM70 249H67V251H69ZM181 250V249H180ZM197 250V248H196ZM202 250V249H201ZM215 250V251H216ZM30 251H31V248H30ZM40 251V250H39ZM38 251V252H39ZM44 251V250H43ZM42 251V252H43ZM53 251V250H52ZM62 251V249H61ZM66 251V250H64ZM139 251V250H138ZM189 251V250H188ZM8 252V254H6ZM49 253L53 254L51 251H48ZM78 253H80L81 251H78ZM90 252V251H89ZM109 252V251H108ZM125 252V251H124ZM135 252V251H134ZM147 252V251H146ZM207 252V251H206ZM29 253V252H28ZM26 253V255L28 254ZM40 253V252H39ZM38 253V254H39ZM47 253V251H46ZM55 253V252H54ZM91 255L94 253L90 252ZM99 253V252H98ZM126 253L128 252H125V253H112L110 252V254H107V252L105 253L106 255H103V253L98 256V257H94L92 256L93 258L90 259L91 257H87L89 260V264H128L129 262L131 263V257L129 259V255H126ZM149 253V252H148ZM36 254V253H35ZM34 254V255H35ZM42 254V253H41ZM56 254V253H55ZM203 254V253H202ZM216 254H218L217 256H219V252H217ZM243 254V255H242ZM245 254V256H244ZM262 255V253H259ZM264 254V253H263ZM24 255V254H23ZM33 255V257H34ZM96 255V253L94 254ZM145 255V254H144ZM200 255V254H199ZM205 254H203L204 256ZM258 255V254H257ZM260 255V257L262 258V256ZM47 256V254H46ZM62 256V255H61ZM81 256V255H80ZM88 256H90L88 254ZM128 256V257H127ZM193 256V255H191ZM201 256V255H200ZM27 257V256H26ZM45 257V256H44ZM86 257V256H85ZM135 257V256H134ZM195 258V256H193ZM191 257V258H193ZM243 257V258H242ZM245 257V258H244ZM251 257H247L246 260H245V263L244 264H253V262H255V264H259V262L261 261H258L256 259V261L251 258ZM254 257V256H253ZM256 257V255H255ZM254 257V259H255ZM28 258V257H27ZM25 258V259H27ZM30 258V257H29ZM39 258H42L39 256ZM52 258V256H51ZM58 257H56L57 259ZM82 258V257H81ZM86 258V259H87ZM161 258V257H160ZM190 258V259H191ZM193 258V259H194ZM201 258H203L201 256ZM208 259V257H205L203 259ZM260 258V259H261ZM61 259V258H60ZM134 259V258H133ZM136 259V258H135ZM139 258H137L138 260ZM189 259V258H188ZM187 259V260H188ZM191 259V261H194L196 259ZM259 259V258H258ZM259 259V260H260ZM30 260V259H28ZM59 260V258H58ZM62 260V259H61ZM136 260V263L138 262ZM150 260V259H149ZM200 260V259H198ZM210 260V259H209ZM83 261V260H82ZM88 261V260H87ZM86 261V262H87ZM143 261V260H142ZM153 261V260H152ZM160 261V260H159ZM190 261V260H189ZM189 261H188V264H189ZM197 261V260H196ZM195 261V262H196ZM227 261V260H226ZM253 261V262H252ZM263 261V259H262ZM139 262H141V259L139 260ZM144 262V261H143ZM158 262V261H157ZM156 262V263H157ZM179 262V261H178ZM200 261H198V263L196 262V264H203L204 262H201L199 263ZM223 262V260H222ZM221 262V264H223ZM233 262V263H234ZM258 262V263H257ZM84 263V262H82ZM81 263V264H82ZM88 263V262H87ZM133 263V261H132ZM142 263V262H141ZM159 263V262H158ZM192 263V264H193ZM264 263V262H263ZM68 264V263H67ZM134 264V263H133ZM140 264V263H139ZM143 264H155L154 261L153 262H145ZM162 264V263H161ZM168 264V263H167ZM172 264V263H171ZM186 264V263H185ZM205 264V263H204ZM226 264V263H225ZM243 264V263H242ZM262 264V263H260Z\"/></svg>", "mask_w": 264, "mask_h": 264}, {"label": "crops", "instance_id": "0c3cea01", "mask_svg": "<svg viewBox=\"0 0 264 264\" xmlns=\"http://www.w3.org/2000/svg\"><path fill=\"white\" fill-rule=\"evenodd\" d=\"M216 38H218V40L217 41H220L221 40V36H217V35H214ZM213 38V37H212ZM220 39V40H219ZM220 46V45H219ZM225 46V45H224ZM217 47H218V44H217ZM215 51V50H214ZM234 52V51H233ZM235 53V52H234ZM241 53V52H240ZM240 55H242L243 56V54L241 53ZM234 57V56H233ZM233 57H230V58H227V57H225L224 59L226 60V62L228 63V65L227 66H231L232 65V67H235V66H238V67H241L240 65V63H239V61H237V57L234 59ZM227 58V59H226ZM229 59V60H228ZM224 60V61H225ZM235 60L237 61V64H236V62H235ZM234 63V64H233ZM259 79V80H257L258 81V83L260 84H264V76L263 77H260V76H258V77H256L255 79ZM260 78H262V80H263V82H261V79Z\"/></svg>", "mask_w": 264, "mask_h": 264}]
</instances>
